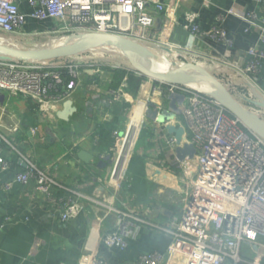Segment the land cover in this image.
<instances>
[{
	"label": "crops",
	"instance_id": "1",
	"mask_svg": "<svg viewBox=\"0 0 264 264\" xmlns=\"http://www.w3.org/2000/svg\"><path fill=\"white\" fill-rule=\"evenodd\" d=\"M210 2L209 7H203L199 0H175L170 10L173 20L168 21V41L180 46L189 41L183 28V12L195 11L201 29L219 25L231 44L195 38L193 50L211 57L218 65H222L218 61L226 60L243 67L249 46L264 49L261 40L264 0ZM18 9L25 16L18 35L29 39L30 48L39 43L31 37L42 43L48 41L30 34L61 24L60 20L32 18L28 0H20ZM251 13L256 17L253 25L247 18ZM220 15L223 20L217 21ZM160 23L158 19L156 26ZM0 42L7 44L1 37ZM144 46L145 50L154 48ZM202 62L212 74L224 72L220 66ZM98 68L100 77L90 75L87 66L81 68L79 83L70 97L41 109L24 96L0 89V133L12 145H4L2 149L9 166L0 170V264H89L83 259L85 255L102 264H128L142 253L164 251L170 243L169 234L147 225H141L123 249L107 248L103 235L119 227L113 209L159 225H167L173 216L180 214V203L174 200L178 201L196 170L186 120L153 89L154 84L148 78L145 77L135 96L125 89L122 94H112L110 90L119 88L123 77L116 81L112 67ZM260 77L264 78V60ZM176 81L180 83L178 78ZM250 89L240 94L245 96L249 92L254 96ZM157 107L168 110L172 116L157 118ZM103 124H111L119 131L115 143L99 137ZM14 126L15 132L11 130ZM32 128L37 130L34 137L30 133ZM172 135L178 138L174 148L166 143ZM81 151L91 158L81 160L78 155ZM23 156L62 187L45 194L37 190L33 180L27 185L14 181L15 174L26 169ZM69 197L77 198L83 208L75 217L62 222V205Z\"/></svg>",
	"mask_w": 264,
	"mask_h": 264
},
{
	"label": "built area",
	"instance_id": "2",
	"mask_svg": "<svg viewBox=\"0 0 264 264\" xmlns=\"http://www.w3.org/2000/svg\"><path fill=\"white\" fill-rule=\"evenodd\" d=\"M19 1L0 0L1 33L19 34L18 30L25 22V16L18 9ZM174 1L28 0L32 18L61 21L60 25L55 24L49 30L30 34L48 39L33 48L69 47L73 42L72 36L84 33L122 38L134 43L135 47L143 44L195 55H202L193 50L192 41L195 38L231 44L219 25L201 29L197 22L198 13L192 10L183 12V28L189 34V41L184 46L170 43L167 39L168 21L173 20L170 10ZM199 2L203 7L211 4L210 0ZM247 18L253 25L255 15L251 13ZM158 19L161 23L157 27ZM222 20L223 17L218 16L217 21ZM262 22L264 24V18ZM261 33V40L264 41V26ZM136 50L139 54L142 52L138 47ZM246 54L243 67L226 60L223 61L224 66L234 69L252 91L264 99V89L258 80L264 49L251 45ZM84 66H87L90 75L101 76V68L96 64H56L45 58L0 56V89L10 95L24 96L41 109L46 104L69 98L79 83ZM146 78L154 84L153 89L169 100L185 118L196 170L186 188L182 189L178 201L174 200L181 206L178 216H173L167 225H159L113 209L120 223L116 230L103 235L105 246L123 249L127 239L134 236L141 225H147L169 234L171 241L164 251L142 253L134 263L128 264H264V139L200 89L199 83L191 87L163 78ZM125 80L126 77L119 88L110 92L120 94L122 89L126 90ZM155 113L161 120L172 116L162 107H157ZM11 130L15 132L17 127ZM36 132V128L30 130L33 137ZM113 135L117 141L120 133L114 130ZM177 142L175 135L166 140L171 148ZM4 145L12 147L10 140L0 133V170L9 166V161L2 154ZM23 160L26 169L16 173L14 181L27 185L33 180L37 190L45 194H50L55 187H62L29 159L23 156ZM71 192L80 196L76 191ZM82 208L77 198H66L60 220L69 221ZM83 259L89 264H102L87 255Z\"/></svg>",
	"mask_w": 264,
	"mask_h": 264
},
{
	"label": "water",
	"instance_id": "3",
	"mask_svg": "<svg viewBox=\"0 0 264 264\" xmlns=\"http://www.w3.org/2000/svg\"><path fill=\"white\" fill-rule=\"evenodd\" d=\"M73 42L69 47H37V48H26V49H16L10 44L0 43V56L7 58H20V59H30V58H61L65 56H70L77 52L84 43L89 40H97L107 43L120 49L123 54L128 58V60L134 65L136 72L144 74L149 77L163 78L172 81V77L183 70H189L194 73L197 83L202 87V90L218 101L228 112L237 117L240 122L249 128L251 131L259 135L264 139V121L257 118L246 106L245 103L234 98L232 95L227 93L221 87L216 85L206 74V72L197 64L188 61L174 62L170 66H176L175 68L165 67L158 69L153 65L148 64L150 62L146 59H142L136 50L138 47L143 52V47L140 45L135 47V44L117 37L107 36L99 33H84L72 36ZM145 50V49H144ZM152 64V63H151ZM177 79V78H176ZM181 81V80H180ZM256 95V94H255ZM257 99L244 98V102L247 104L262 108L264 110V99L257 95ZM70 102L67 101L66 105ZM79 157L83 161H87L91 158L90 154L81 151L78 153Z\"/></svg>",
	"mask_w": 264,
	"mask_h": 264
},
{
	"label": "rangeland",
	"instance_id": "4",
	"mask_svg": "<svg viewBox=\"0 0 264 264\" xmlns=\"http://www.w3.org/2000/svg\"><path fill=\"white\" fill-rule=\"evenodd\" d=\"M2 34V33H0ZM1 39H4V41L7 42V44H10L14 46L16 49H26L30 48L31 46L28 45L30 43L29 39H23L19 35H7L2 34L0 35ZM34 38V41L38 40L35 43H38V45H41L42 42H40L39 39L36 37ZM74 43V42H72ZM143 47V52H140V56L143 57L142 59H146L150 61L153 66L160 65L161 63L166 64H174V62H182V61H195L199 65H201V68L206 72L208 77L219 87H221L223 90H225L227 93L232 95L233 97H236L237 99H244V98H252L255 99L253 94L249 93L243 96L240 94L241 91H246L250 89L251 87L247 85L242 78L237 76V72L235 70H232L231 68L228 69V67L224 66L223 61H218V63L222 65H218L215 62H212V58L204 56V55H195V54H187L183 53L182 55L185 56L181 60L176 56V53H181L177 51H167V50H161L160 48H152L150 50H144L146 47L141 44L140 48ZM67 62H64L65 60L62 58H59L58 60L54 61L56 64H74V65H82V64H96L98 66L102 67H112V68H121V67H128L133 68L132 65H130V62L128 61V58L123 54V52L107 43L97 41V40H89L86 43L82 45V47L75 52L74 54L68 56L66 58ZM202 60L206 62H211L212 64H215L217 66H220L223 68L224 72L219 74H212L211 71L206 67V64L202 62ZM211 60V61H210ZM177 66V65H176ZM176 66H169L171 68H175ZM230 74L231 76H229ZM174 78V79H173ZM176 78L180 83L176 81ZM242 79V80H241ZM172 80L176 84H184L187 86H193L197 83V79L195 78V75L193 72L189 70H183L176 74L175 77H172ZM252 92V89H250ZM248 109L260 120L264 121V110L262 108L249 105L245 103Z\"/></svg>",
	"mask_w": 264,
	"mask_h": 264
},
{
	"label": "trees",
	"instance_id": "5",
	"mask_svg": "<svg viewBox=\"0 0 264 264\" xmlns=\"http://www.w3.org/2000/svg\"><path fill=\"white\" fill-rule=\"evenodd\" d=\"M176 56L181 60H185V59H182L183 55H181L179 53H176ZM67 57L68 56L61 57V58L65 60L64 62H67V60H66ZM184 57L185 56H183V58ZM58 59L59 58H50V59L48 58V60L51 62L52 61L54 62ZM191 62L199 65L195 61H191ZM130 65H132L133 68H129V70L124 69V68H120V67L119 68H113L112 70H113V74H114L116 81L121 80L122 77H123V79H124V77H126V80H125V83L127 86L126 92L128 94H132L133 96H135L137 94V92L139 91V89L141 88L146 76L144 74L137 73L135 68H134V65L131 62H130ZM199 66L201 67V65H199ZM258 80H259L260 86L264 89V78L259 77ZM254 97H255V99L258 98L257 95H255V94H254ZM234 98H236V97H234ZM238 100L243 102V103H246V102H244V99H238ZM113 131H114V127L111 124H103L102 126H100V129H99V137L101 139L107 138L108 142L113 144L116 141V138L113 135ZM111 134H112V137H110Z\"/></svg>",
	"mask_w": 264,
	"mask_h": 264
},
{
	"label": "bare ground",
	"instance_id": "6",
	"mask_svg": "<svg viewBox=\"0 0 264 264\" xmlns=\"http://www.w3.org/2000/svg\"><path fill=\"white\" fill-rule=\"evenodd\" d=\"M148 64L152 65L151 62H147ZM166 63H161L160 65H155L154 67L158 68V69H162L166 67ZM200 89H202V87L199 85Z\"/></svg>",
	"mask_w": 264,
	"mask_h": 264
}]
</instances>
